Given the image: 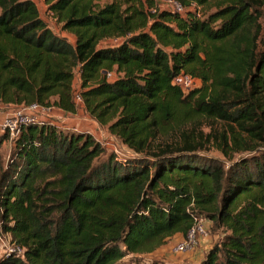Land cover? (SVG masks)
Returning <instances> with one entry per match:
<instances>
[{
	"label": "trees",
	"instance_id": "obj_1",
	"mask_svg": "<svg viewBox=\"0 0 264 264\" xmlns=\"http://www.w3.org/2000/svg\"><path fill=\"white\" fill-rule=\"evenodd\" d=\"M173 1L45 0L71 42L34 0H0V104L82 107L134 153L101 163L91 133L45 121L1 135L0 231L24 253L0 264H130L195 216L227 232L200 264H264V0Z\"/></svg>",
	"mask_w": 264,
	"mask_h": 264
},
{
	"label": "rangeland",
	"instance_id": "obj_2",
	"mask_svg": "<svg viewBox=\"0 0 264 264\" xmlns=\"http://www.w3.org/2000/svg\"><path fill=\"white\" fill-rule=\"evenodd\" d=\"M36 4L38 5V8L44 17V19L47 21L50 27L53 28V30L56 33H61V35H66L68 37H71L70 33L62 31V26L56 22L54 17H51L47 13V7L45 6L44 1L45 0H34ZM157 3V6L160 9H168L170 8L169 0H155ZM262 27H264V18L261 20ZM118 40H113L112 43L116 44L118 43ZM41 116V115H40ZM77 116V118H75ZM71 121L69 122V127L72 129L73 125H71L73 122L75 124L81 125L82 129L85 132L91 133L94 138H96L98 141H100L105 147H106V153L103 155L100 159V162L107 161L111 154H114L118 156V158L123 159H129L134 158V153L129 148H127L125 145H123L118 139L112 137L105 128H102L99 126V124L96 123L94 119H92L90 116H88L85 112L82 110H79V113L70 117ZM61 125V124H60ZM64 126L67 127V123H64ZM93 131V132H91ZM204 132L208 133L209 129L204 128ZM6 135V133H3L0 131V136ZM172 136V135H170ZM170 136L166 137L164 136L161 140H159L160 145L165 144L167 142H170L171 139ZM10 145L11 142H6L3 145L2 149H5L6 151H3L4 157L10 152ZM200 157L203 158V160H208L210 163L217 164L220 166H223L225 169H227L232 162L226 159L218 150L215 148H208L205 151L199 152ZM252 155L249 154H240L235 156V160H241V158L245 157L247 159L251 158ZM138 157V156H137ZM150 159L148 156L140 155L139 159ZM206 229L208 231L207 239H204L200 245L197 247L195 252L191 253H185V254H177L175 253L174 246L180 242L183 238L179 239L175 238L176 234L171 239H169L166 244L161 248V251L157 253V256L147 254L144 256V258H136L135 256L128 257L127 261H129L130 264H147L148 262H152V260L158 259L157 261L159 264H200V262L204 259L207 252L210 249H213L216 245H218L227 235V232L222 228H217L211 221L205 220ZM0 239V256L4 252V247L7 243L10 241V236L5 235L4 233H1Z\"/></svg>",
	"mask_w": 264,
	"mask_h": 264
},
{
	"label": "built area",
	"instance_id": "obj_3",
	"mask_svg": "<svg viewBox=\"0 0 264 264\" xmlns=\"http://www.w3.org/2000/svg\"><path fill=\"white\" fill-rule=\"evenodd\" d=\"M170 9L176 12H183L184 8L176 1L169 0ZM53 16V13H50ZM109 78L112 79L113 75L110 74ZM174 84L179 86L184 92H189L192 89L199 86V81L189 74H181L174 81ZM76 102L81 104L82 99L79 94L76 95ZM50 109L43 108L37 104H33L29 107H18L12 111L0 112V131L9 135L10 139L17 137L23 126L31 123H39L40 114L47 112ZM205 219L202 217H194V223L192 228L183 237V239L174 246V252L177 254H185L195 252L200 243L207 239L208 231L206 229ZM0 239L1 231H0ZM24 249L14 243H7L4 247L2 256L9 257L10 255H22Z\"/></svg>",
	"mask_w": 264,
	"mask_h": 264
},
{
	"label": "crops",
	"instance_id": "obj_4",
	"mask_svg": "<svg viewBox=\"0 0 264 264\" xmlns=\"http://www.w3.org/2000/svg\"><path fill=\"white\" fill-rule=\"evenodd\" d=\"M63 36H66V35L63 34ZM70 41L73 42V38L72 37H70ZM76 82H79V79L78 78L76 79ZM15 108H17V107H15V106H5V105H1L0 104V112H4L5 113L7 111H12ZM80 110H82L83 112H85L82 107L80 108ZM78 113H79V111H78ZM40 115H41L40 116V120L41 121H45V122H49L51 124L57 125V126H59L60 128H62L64 130H72V131L85 132L82 129L81 125L78 126V124H75L74 122L71 124V125H73V128L71 129L69 127L70 126L69 125V122L71 121V118L70 117H72L73 115L66 114L63 111L59 110V109L53 108V109L48 110L47 112H42ZM75 118H77V116H75ZM64 123H67V127L64 126ZM91 132H93V131H91ZM179 236H181L180 238H183L184 237L183 234H178V235L175 236V238L179 239ZM159 251H161V248L158 249L156 252L152 253L151 255H154L155 254L157 256V253H159ZM156 260L159 261L158 259H156Z\"/></svg>",
	"mask_w": 264,
	"mask_h": 264
}]
</instances>
